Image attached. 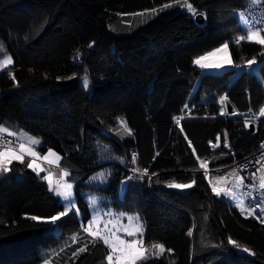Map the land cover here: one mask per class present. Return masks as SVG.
Returning a JSON list of instances; mask_svg holds the SVG:
<instances>
[{
  "label": "trees",
  "instance_id": "trees-1",
  "mask_svg": "<svg viewBox=\"0 0 264 264\" xmlns=\"http://www.w3.org/2000/svg\"><path fill=\"white\" fill-rule=\"evenodd\" d=\"M175 2L0 0V43L14 61L0 74V125L39 139L41 154L60 155L80 211L55 224L32 220L63 211L61 201L27 159L13 163L9 175L0 173V264H107V247L89 243L82 229L95 215L86 200L91 191L104 217H139L144 248L163 245L162 256L138 264H264V225L218 201L200 169L217 138L228 137L237 152L258 150L264 120L256 136L244 115L264 107V63L258 75L237 79L234 70L202 74L193 63L225 43L235 64L264 59L261 46L235 42L243 34L237 13L250 2L189 0L205 15L203 25L181 11L136 30L126 22L128 15ZM225 97L235 115L221 114ZM174 118H181L179 126ZM120 119L130 129L126 141L112 135ZM132 152L141 171L156 175L151 189L129 184L112 164L128 165ZM103 162L115 171L95 190L93 175ZM193 180L187 193L167 187Z\"/></svg>",
  "mask_w": 264,
  "mask_h": 264
},
{
  "label": "snow or ice",
  "instance_id": "snow-or-ice-1",
  "mask_svg": "<svg viewBox=\"0 0 264 264\" xmlns=\"http://www.w3.org/2000/svg\"><path fill=\"white\" fill-rule=\"evenodd\" d=\"M179 0H177V3ZM259 0H250V4H256ZM171 5L166 4L163 6V8L170 7ZM181 7H186L187 11L192 14H197L196 9L192 6V4L189 2V0H184V3L180 5ZM163 8L160 10L162 11ZM153 13H155L157 10L153 9L151 10ZM239 19L242 25L243 34L235 38L236 43H240L241 41H248V42H254L256 44H259L264 48V24H260L259 22H252L250 19L244 14L239 13ZM229 50L228 43H225L221 45L220 48L215 49L212 53H208L204 56H200L196 58L193 63L198 65L200 68H220L224 66V63L231 64V60H228L224 63H206L208 56L215 55L219 52H225L227 53ZM0 54L4 56V59L0 60V69H3L4 67L12 64V58L10 55L7 54L6 49L2 43H0ZM261 55H264V52L261 53ZM256 59L253 58L251 60L247 61V66L251 67L254 63H256ZM236 67H241L240 65H236ZM12 79L14 80L15 77L12 76ZM83 80V87L85 89L89 86V80L87 76L82 78ZM223 99H226L223 98ZM187 107V105H185ZM251 111V109L249 110ZM221 114H224V109H221ZM233 114H236L235 112ZM259 115L264 116V107H261L259 110ZM177 123H179L180 118H174ZM122 126L125 127V129L130 134V129H127L126 122H121ZM9 136H16L17 133L9 131L6 127L3 125H0V173H6L8 172L9 165L13 161H19L20 163H24V156L29 155L36 157L38 154L33 151L32 146L39 144L38 140H35L34 138H29L28 145L26 146L25 143L19 142L16 143L15 146H13V142L10 140H5L4 135ZM219 140V138H217ZM226 140V138H225ZM218 146V144H217ZM227 143L225 142V147H227ZM48 157H55L54 161H50L52 163H58L61 159L60 156L53 152L51 149L48 150L47 155L44 157V159H48ZM136 157L133 155L132 162L135 163ZM202 166L204 162H201ZM28 168H31L33 171L39 175L40 171H43L42 168L38 164L35 163V160H30L27 165ZM133 171H140L138 169H133ZM257 171H260L262 175L259 178L258 182V189H257V182L255 179L253 180L251 185H248L251 189H257L260 193V196L264 198V167L261 169H257ZM67 172H64V175H67ZM147 174V169L143 170L142 175ZM103 176L104 174H99ZM155 175V174H153ZM232 175L236 177L233 187L228 188L226 191L222 189H217L213 187V192L220 196L221 194L229 197L230 199H237V191L238 189H241L244 187V180L243 177H239L236 175L235 169L232 172ZM253 176L255 177V173H253ZM44 179H49L48 177H44ZM128 179H131L129 177ZM223 179V177H221ZM195 183V180H193L192 184H177V183H170L169 187H175L180 189H187L193 186ZM73 185L71 183H66L62 186V188L58 187L56 189H53V186L51 182H49V191H54L55 194L59 197H61V207L63 208V211L59 212L56 215H53L51 217L47 218H40L36 216H32L31 219L34 221L43 220L44 222L53 223L55 224L56 221H58L61 217H64L68 215L70 212H75L76 215H79V209L76 207L75 201L73 199ZM243 196L252 197L253 200H255V197L253 196L252 191H248L245 193H241V196L238 198V203L236 204V207L240 210L241 214L246 216H252L259 220L261 223H264V207H261L260 204H256L255 207H248L245 206V202L243 199ZM259 209L260 215L257 216L256 212ZM122 216L124 214H121ZM129 219V226H122L119 224V222H113L112 220H109L107 222L103 223V228H100L101 221L97 216H93L92 220L89 221L87 226L82 225V229L85 233H88L89 237L91 238L89 240V243H95L96 240H101L103 244L107 247V254H106V260L107 264H138L141 260H147L149 257L146 255V249L144 248V241H143V225L139 223V217H128ZM111 225V227H109ZM96 228V231H93V228ZM117 232H124L126 236L135 237L137 235L140 236V239H133L131 241L126 240L122 238L121 236L117 235ZM189 235H191V232H189ZM73 240H76V237H73ZM229 243L236 245L237 247H240L235 241L229 240ZM88 244H85L83 247L78 248L76 251L73 252V256L78 255L80 252H83L87 249ZM154 248L159 249L160 251L152 253V255L159 256L163 250L164 247L162 244H157L153 246ZM245 252H250V249L244 248ZM168 251H171L170 249ZM47 264V261L45 262Z\"/></svg>",
  "mask_w": 264,
  "mask_h": 264
},
{
  "label": "built area",
  "instance_id": "built-area-1",
  "mask_svg": "<svg viewBox=\"0 0 264 264\" xmlns=\"http://www.w3.org/2000/svg\"><path fill=\"white\" fill-rule=\"evenodd\" d=\"M239 13H244L252 22H259L260 24H264V1L260 2L259 4L248 6L245 10L238 12L237 15ZM219 103L224 109L225 116L228 117V114L226 112V100L222 99L219 101ZM244 117L249 119L250 124H253L255 126L254 134L256 136H259L260 126L262 121L264 120V116H260L259 113L249 112L245 114ZM180 121L181 118L179 119V123H177L175 120V124L179 126ZM4 139L12 141L13 146H15L16 143H19L16 139L6 134L4 135ZM225 142L228 145L227 147H225ZM211 149L214 154L210 158L200 161V169L201 173L205 176L212 190L213 187H215L217 189L226 191L228 188L233 187L236 177L232 175V172L235 169L236 175L239 177H243L245 185L241 189L236 190L237 197L239 198L241 196V193L252 191L255 200H253L252 197L243 196L245 206L255 207L256 204H260L261 207H264V198L260 196V193L257 190L259 178L262 175V173L260 171H257V169H261L262 167H264V138L260 140L258 150L251 155L234 150L228 137H226V140L224 141L218 140L215 143L211 144ZM133 155H135L136 157L135 163L132 162ZM201 162H204L203 166ZM117 166L126 173L129 184L135 187L151 189L153 181L156 179V175L150 174L148 172L146 175H142L143 171H141L138 166L137 156L134 152H132L131 160L128 162V165L122 166L117 164ZM49 168L50 171L54 174V184L56 186L62 185L64 182L62 177L63 174L61 172L62 170L55 166H49ZM133 169H138L140 171L134 172ZM253 173H255V177L253 176ZM129 177H131V179H128ZM221 177H223V179H221ZM254 179L257 182V189H251L248 187V185L252 184ZM216 198L218 201L225 202L232 209L238 211L244 219L253 220L260 225H264V223H261L259 220L252 216L241 214L240 210L236 207L238 198L230 199L223 194H221L220 196L216 195ZM256 215H260L259 209L257 210ZM133 239L138 240L137 237L128 236V238H126V240L129 241Z\"/></svg>",
  "mask_w": 264,
  "mask_h": 264
},
{
  "label": "rangeland",
  "instance_id": "rangeland-1",
  "mask_svg": "<svg viewBox=\"0 0 264 264\" xmlns=\"http://www.w3.org/2000/svg\"><path fill=\"white\" fill-rule=\"evenodd\" d=\"M248 1L250 2V0H248ZM260 1L263 2L264 0H259V2L256 3V4H259ZM183 3H184V1H180L178 3L177 2L171 3V4H169V5H171L170 7H167V8L161 7V8H163L162 11L160 10L161 8H158V9H156L157 11L155 13H153L152 11H148V12L140 13V14H136V15H128V16H126L127 17L126 18V22L129 25L131 30H136V29H138V28H140L142 26H145V25H147V24L159 19L161 16H163V15H165L167 13H170V12H174V11L186 12V13L191 14L195 18V16L198 13L196 12L197 14L194 15V14L188 12L186 7H181L180 6ZM246 42L261 46L259 44L254 43V42H248V41H246ZM228 47H229V50H228L227 53L219 52V53H216L215 55L208 56V58H207V60L205 62L206 63H217V62L224 63V62H226L228 60H231V62H232L231 64L224 63V66H222L220 68H205V69L200 68L196 64H194V66L199 68L202 71V74H211V75H223L224 73H226L228 71L234 70L235 73H236V78L235 79H237L238 77H240L241 75H243L245 73L249 74L250 76L259 74L258 71H259V68L261 67V65H263L264 59L263 60H256L257 62L254 63L251 67L247 66V62H245L243 64H235L234 60H233V57H232V54H231V49H230L229 44H228ZM213 51H211L209 53H212ZM204 55H206V54H204ZM204 55H202V56H204ZM2 59H4V56L0 57V60H2ZM12 61H13V58H12ZM13 65H14V61L12 62L11 65H8V66L4 67L3 69H0V73H3L5 71L11 69L13 67ZM236 65H240L241 67H236ZM181 81L183 83H188V84L192 83V80L189 77H186V76H183L181 78ZM81 84H82V87H83V81H82ZM85 90H87V89H85ZM226 112H227V109H226ZM224 115H225V112H224ZM122 121L126 122L125 119H120L118 121V128L112 132V135L120 138L123 141H126L129 138L130 134L125 129V127L122 126V124H121ZM126 126H127V122H126ZM15 133H17V135L16 136H11V137H13L14 139H17L18 142L25 143L26 146L28 145L29 138H34L35 140L39 141V144H36V145L32 146L33 151L35 153H37L38 155L36 157L29 156V155H26V156H29V160L28 161L35 160V163L38 164L40 166V168L43 169V171H40L38 176L42 178V180L48 185V187H49V182H51V184L53 186V189H56L58 187L62 188V186L64 184L71 183L69 181V179H68L69 178V174L64 175V172H66V171H61L62 174H63L62 177H63L64 182H63L62 185L56 186L54 184V174L50 171L49 166H55V167H58L61 170V168H60L61 159L59 160L58 163L50 162V161H54L55 157H48V159H44L46 154L43 155L39 151V148L42 147V142L39 139L35 138L34 136H32L29 133L24 132V131L15 132ZM25 161H26V159L24 158V162ZM118 163H120V162H118ZM118 163L117 162H114V163L112 162V164H114V165L118 164ZM29 170L33 171L31 168H29ZM114 171H115V169L111 168L110 163L103 162L98 167L96 173L93 175V178L96 179L95 190L97 188H99V187L107 185L109 180H110V178H111V175L114 174ZM33 172L36 173L35 171H33ZM101 173H103L104 175L103 176L99 175ZM6 174L9 175L10 171L6 172ZM36 175H37V173H36ZM44 177H48L49 179L46 180V179H44ZM18 178H20V177H18ZM71 184L73 185V189H72V191H73V199L75 201L76 207L78 208V205H77V202H76L75 186H74L73 183H71ZM126 185H127L126 182H123L122 190L125 188ZM167 187L170 190H172V191H176V192H180V193H187L193 188V186L190 187V188H187V189H180V188L169 187V186H167ZM52 192L55 194L54 191H52ZM88 195H90V196H86V200H87V202H89L91 204V206H90L91 207V211H94L95 212V216H97L99 218V220L101 221L100 228H103V223L107 222L109 220H112L113 222H117L118 221L119 224L122 225V226H129L128 217H133V218L137 217L136 214L134 216H133V214H129V215H126V216H122L121 215V216H118L116 218L114 217L116 215L112 214L110 217H104L103 214L100 212V208H98V206H97V200H98V197H99V196H97V193L95 191H91V193H88ZM57 197L61 201V197H59V196H57ZM71 213H75V212L73 211V212H70L69 214H71ZM79 215H80V211H79ZM109 227H111V225H109ZM96 230L97 229L94 227L93 231H96ZM117 235L121 236L124 239L128 238V236H126V234L124 232H117ZM137 236H139V235H137ZM137 236H135V237H137ZM146 250H147L146 251V255H148V257H149L147 260L153 259L154 257H160V256H162L165 253V249H164L163 252L159 256H155V255H152V253L160 251L159 249L151 247V248H148ZM147 260H141V261H147Z\"/></svg>",
  "mask_w": 264,
  "mask_h": 264
},
{
  "label": "water",
  "instance_id": "water-1",
  "mask_svg": "<svg viewBox=\"0 0 264 264\" xmlns=\"http://www.w3.org/2000/svg\"><path fill=\"white\" fill-rule=\"evenodd\" d=\"M195 22L198 25H203L206 22L205 15L202 14V13L197 14L195 16ZM226 109H227V113H228L229 116L235 115L233 113L234 112L236 113V109H235V107L228 100H226ZM248 131H249L250 134H254V132H255V126L253 124H250Z\"/></svg>",
  "mask_w": 264,
  "mask_h": 264
},
{
  "label": "crops",
  "instance_id": "crops-1",
  "mask_svg": "<svg viewBox=\"0 0 264 264\" xmlns=\"http://www.w3.org/2000/svg\"><path fill=\"white\" fill-rule=\"evenodd\" d=\"M260 2H262V1H260ZM250 5H254V4H250ZM1 74V73H0ZM0 95H1V92H0ZM17 140V139H16ZM18 141V140H17ZM47 155V154H46ZM24 158L25 159H27V160H29V156H24ZM15 162H18V161H13L10 165H9V168H10V166L13 164V163H15ZM18 163H20V162H18ZM109 163V162H108Z\"/></svg>",
  "mask_w": 264,
  "mask_h": 264
}]
</instances>
